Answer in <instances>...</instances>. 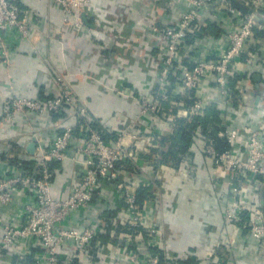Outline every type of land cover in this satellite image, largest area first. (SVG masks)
<instances>
[{"label": "built area", "instance_id": "built-area-1", "mask_svg": "<svg viewBox=\"0 0 264 264\" xmlns=\"http://www.w3.org/2000/svg\"><path fill=\"white\" fill-rule=\"evenodd\" d=\"M177 1L185 4L186 11L179 22L164 29L156 95L148 97V94L139 93L140 117L154 119L151 124L152 137H143L144 140H138L132 148L126 146L128 129L118 131L116 140L107 139L88 116L66 73L56 76L57 93L45 100L20 96L10 98L3 118L7 125L27 114L40 119L63 112H71L72 116L68 123L55 121L47 138L36 131L31 133L32 141L35 139L36 144L32 161L35 167L32 170L0 175V209L12 205L19 195H27L31 199L25 204L21 216L3 224L0 264H15L14 259L20 264L27 259L31 260L29 264H78L80 260L97 264L100 259L110 264H180L181 257L177 254L165 252L166 259H163L159 251L162 250L161 229L147 204L145 207L138 205L135 189L140 185L137 177L125 173L127 177L119 181L122 173L118 172L117 163L128 158L137 159L144 148L143 141L155 143L165 133L162 125L174 128L179 120L193 121L204 117L210 107L219 103L213 95L214 88L230 102L234 93L230 87L231 80L238 75L245 76L240 64H246L249 68H264V57L258 49L255 50L257 42L264 40L256 38L255 30L264 29V26L253 16L235 8L228 0ZM238 1L255 6L264 16V0ZM53 3L62 12L64 26L77 32L87 28L85 17L88 20L92 13L96 16L92 10L94 0H53ZM207 13L225 15L232 20L222 33V51L214 56L200 50L203 56L197 60L191 58L184 65L181 57L184 55L183 48L192 35L203 34ZM35 30L32 17L24 12L18 0H0V61L3 66L11 68L12 48L16 39L19 37V40L30 41ZM151 31L158 35L161 29L153 27ZM113 37L114 45L121 36ZM172 75L177 77L180 88L169 92ZM244 82L246 87L251 88L248 81ZM238 88H235L236 92ZM124 92L132 95L129 89ZM169 95L182 96L187 110L176 113L168 108L165 102L170 101ZM222 109L221 136L228 148L217 151L213 143H209L208 137L201 133V128L194 140L216 167L223 185L231 190L233 199L224 210L226 222L237 225L243 215L247 216L242 228L257 242L258 255L264 264V211L260 196L253 187L259 179L264 184V117L256 127L243 133L228 121L225 107ZM160 118L163 120L160 121ZM74 149L76 154H72ZM78 155L85 157L86 168L71 193L59 198L55 195L53 165L77 161ZM99 193L118 199L115 206L103 208L108 213L118 211L112 213L115 228L111 231L110 239L116 241L117 252L113 251L112 244H94L97 237L105 233V228L99 229L97 224L90 222L82 223V228H79V220L75 222L72 218L75 213L92 209L95 202L100 206ZM131 227H141L142 231L133 234ZM221 245L222 241L203 256L196 255L199 264H220L218 248ZM95 248L97 250L93 252ZM225 264H235V261L227 258Z\"/></svg>", "mask_w": 264, "mask_h": 264}, {"label": "crops", "instance_id": "crops-1", "mask_svg": "<svg viewBox=\"0 0 264 264\" xmlns=\"http://www.w3.org/2000/svg\"><path fill=\"white\" fill-rule=\"evenodd\" d=\"M18 2L24 12L32 17L36 30L30 41L19 40V37L16 39L10 69L0 61V175L23 171L20 162L32 163L33 154L27 149L32 143L33 131L47 138L55 121L68 123L71 119V112L41 119L33 114L21 115L9 125L3 119L5 106L11 97L45 100L56 94L55 79L59 74H67L88 116L93 119L96 127L105 131L107 139L116 140L118 131L128 129L126 146L132 148L138 140H144L143 137H152L151 124L154 119L140 117L139 93L148 94V97L156 95L158 63L163 56L160 43L164 39V29L181 20L186 11L185 4L177 0H94L92 10L96 16L90 14L87 28L77 32L64 26L62 12L53 0ZM205 22L203 34L192 35L186 48H183L184 55L181 57L184 65L191 58L197 60L203 56L200 50L214 56L222 51V33L232 23L231 18L207 13ZM153 27L161 29L158 35L151 31ZM119 34L121 38L113 45V36ZM257 48L264 57V40L257 42ZM242 64L240 66H243L244 78L238 75L230 83L233 98L227 102L214 88L213 95L219 103L209 108V115L211 118L213 114L215 117L221 115L225 107L228 121L247 133L264 117V68H249ZM244 80L248 81L251 88L246 87ZM169 86V92L180 88L176 76L172 75ZM235 88H238L237 92ZM125 89L131 90L132 95L126 94ZM169 97L170 101L165 102L168 108L176 113L187 110L182 96ZM213 122L208 132L203 131V134L215 146L213 138H209L210 134L217 131L215 128L218 121ZM177 126L178 123L174 128L162 125L165 133L155 143L143 141L144 148L139 157L131 159L134 170L122 172L124 178L130 174L137 177L140 186L136 191L141 186L150 187L148 192L152 195L147 200V208L161 229L162 250L180 257L203 256L222 241L227 258H232L235 264H263L258 255L259 246L248 231L239 224L229 225L225 220L224 210L233 196L231 190L223 185V180L219 179L212 161L201 147H197L194 140L197 130L190 145L179 154L178 164L156 163L155 159L160 155H153L152 150L161 149L159 141L173 133ZM217 129L216 135L222 140L219 124ZM134 136L137 138L134 139ZM76 153L74 149L72 154ZM53 167L55 195L59 198L67 197L86 168L85 157L78 155L77 161L56 163ZM253 187L263 207L264 184L259 179ZM99 197L102 200L98 201L100 206L95 202L92 209L75 213L72 218L75 222L79 220V228L86 222L97 224L99 229L105 228V233H101L94 244H112L110 246L113 251L117 252L116 241L110 239L111 231L115 228L112 213L118 211L108 213L103 208L115 206L118 199L108 194L101 196L100 193ZM30 201L29 196L19 195L12 205L1 207L0 237L3 224L21 216L25 204ZM100 236L104 238L100 239ZM14 260L15 264H20ZM78 264L89 263L80 260ZM97 264L110 263L100 259Z\"/></svg>", "mask_w": 264, "mask_h": 264}, {"label": "trees", "instance_id": "trees-1", "mask_svg": "<svg viewBox=\"0 0 264 264\" xmlns=\"http://www.w3.org/2000/svg\"><path fill=\"white\" fill-rule=\"evenodd\" d=\"M247 6V5H246ZM248 7L253 8L254 10L258 11V13L261 14V12L254 6L249 5ZM255 36L256 38H264V29H256L255 30ZM257 45L255 46V50H257ZM216 113V110H213ZM213 112V113H214ZM210 112L208 110L207 114L204 117H198L196 119H194L193 121H186V120H179L178 126L176 127V129L174 130L173 133L168 134L166 137H164L163 139H161L160 142V146L161 149H155L152 150V154L154 155L155 153L160 155V157L156 160L157 164H161V163H169V164H178L179 160V154L183 153L186 148L190 145L191 141L193 140L194 137V132L195 130L198 131L199 128H201V133L203 134V131H205L206 133L208 132L209 129V125H211V123L213 121H218L217 123V127L215 128L218 131V124L221 126L222 123V118L220 114H217L216 117L213 114V118H211L209 115ZM212 114V113H211ZM214 123V122H213ZM222 128V127H221ZM101 130V129H100ZM102 131V130H101ZM217 131H214L213 135L210 134L209 138L214 140L215 142V146L217 148V151L221 152L225 149L228 148V144L226 143V141L224 139H220L217 137ZM102 133L105 135V131H102ZM196 135V134H195ZM206 135V134H205ZM106 137V135H105ZM212 137V138H211ZM107 138V137H106ZM110 140V139H109ZM152 156V155H151ZM151 156H147V158H151L153 159ZM132 160L130 158L122 160V161H118L117 163V170L120 173H124V171L127 170H134L133 166H132ZM20 165H22V168L30 171L35 167V164L32 162H20ZM123 180V176L121 175L119 181ZM150 190V187H145V186H141L139 189H137L136 191V195H137V201H138V205L140 207H145L147 204V200L150 198V195H152V193H149L148 191ZM247 221V216H242L241 220H239L237 222V224H239L240 226H244L245 223ZM122 229V228H121ZM142 228L141 227H131L130 228V232L133 234H138L141 233ZM107 239L108 237L105 236ZM103 239V236H100V239ZM162 254L163 259H166V253L163 250H159ZM218 255L220 257V264H225V261L227 259V252H225V247L224 246H220L218 248ZM31 263L30 259L25 260V262L23 264H29ZM199 260H197L196 256H188V257H181L180 258V264H199Z\"/></svg>", "mask_w": 264, "mask_h": 264}, {"label": "water", "instance_id": "water-1", "mask_svg": "<svg viewBox=\"0 0 264 264\" xmlns=\"http://www.w3.org/2000/svg\"><path fill=\"white\" fill-rule=\"evenodd\" d=\"M235 8H237L238 10H240L241 12H243L244 14L247 15H251L254 17V19L261 24L262 26H264V16L261 15L260 13H258V11L254 10L251 7H248L244 4H242L240 1L238 0H228ZM86 22L88 23L87 18L85 17ZM258 79L260 77H257ZM28 152L34 154L36 151V144H35V139H33L32 143L29 145L28 147ZM262 200H263V211H264V190H263V196H262Z\"/></svg>", "mask_w": 264, "mask_h": 264}, {"label": "rangeland", "instance_id": "rangeland-1", "mask_svg": "<svg viewBox=\"0 0 264 264\" xmlns=\"http://www.w3.org/2000/svg\"><path fill=\"white\" fill-rule=\"evenodd\" d=\"M243 67V66H242Z\"/></svg>", "mask_w": 264, "mask_h": 264}]
</instances>
